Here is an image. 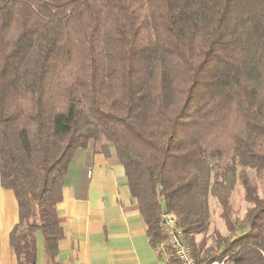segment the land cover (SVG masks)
<instances>
[{"label": "trees", "instance_id": "16d2710c", "mask_svg": "<svg viewBox=\"0 0 264 264\" xmlns=\"http://www.w3.org/2000/svg\"><path fill=\"white\" fill-rule=\"evenodd\" d=\"M102 140L159 258L166 211L197 264H264V0H0V186L18 204L17 264H36L38 232L45 264H60L71 161ZM210 197L229 236L207 245Z\"/></svg>", "mask_w": 264, "mask_h": 264}, {"label": "crops", "instance_id": "0c3cea01", "mask_svg": "<svg viewBox=\"0 0 264 264\" xmlns=\"http://www.w3.org/2000/svg\"><path fill=\"white\" fill-rule=\"evenodd\" d=\"M104 141H90L78 150L69 167L56 209L63 238L60 264H167L149 242L137 200L126 184L124 169ZM18 222L12 190L0 186V264H17L9 245ZM36 264H45L43 238L36 235Z\"/></svg>", "mask_w": 264, "mask_h": 264}, {"label": "built area", "instance_id": "2783aa9c", "mask_svg": "<svg viewBox=\"0 0 264 264\" xmlns=\"http://www.w3.org/2000/svg\"><path fill=\"white\" fill-rule=\"evenodd\" d=\"M159 225L164 237L158 248L162 251L163 257L173 254L182 264H197L191 246L177 224L175 214L163 211ZM224 262L225 258L212 261L210 264H224Z\"/></svg>", "mask_w": 264, "mask_h": 264}, {"label": "rangeland", "instance_id": "374dc122", "mask_svg": "<svg viewBox=\"0 0 264 264\" xmlns=\"http://www.w3.org/2000/svg\"><path fill=\"white\" fill-rule=\"evenodd\" d=\"M248 174L254 182H257V179L252 170H248ZM230 201H231V218L233 221H235L236 227L239 228L240 227L239 225L242 223L247 208L250 207V204L244 199V190L239 183L236 184L235 189L231 194ZM209 210L211 214L210 226L208 232L203 237L207 239L206 240L207 245H211L214 243L213 240H214L215 232L220 233L222 236H227L229 234L222 218L220 217V211H221L220 206L218 205L214 197L209 198ZM200 239L201 236H198L197 240L199 241Z\"/></svg>", "mask_w": 264, "mask_h": 264}]
</instances>
